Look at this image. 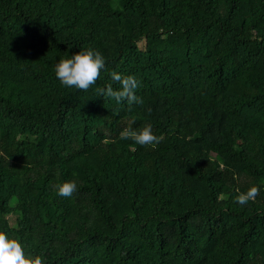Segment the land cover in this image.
Listing matches in <instances>:
<instances>
[{"label": "trees", "instance_id": "trees-1", "mask_svg": "<svg viewBox=\"0 0 264 264\" xmlns=\"http://www.w3.org/2000/svg\"><path fill=\"white\" fill-rule=\"evenodd\" d=\"M88 48L100 78L63 86ZM0 231L45 264H264V0H0Z\"/></svg>", "mask_w": 264, "mask_h": 264}, {"label": "clouds", "instance_id": "clouds-1", "mask_svg": "<svg viewBox=\"0 0 264 264\" xmlns=\"http://www.w3.org/2000/svg\"><path fill=\"white\" fill-rule=\"evenodd\" d=\"M105 63V58L99 51L92 48L79 50L69 58L59 60L55 66V75L63 86L87 91L100 78ZM110 75L112 81L118 83L120 88L114 90L112 84H108L106 88L99 90L101 96L114 99L117 104L124 101L129 105L143 103L135 94L140 85L134 76L116 71H112ZM120 138L131 139L140 146L152 147L163 140V136L153 133L151 124H146L139 130L126 127ZM77 191V183L74 180L66 181L58 187V194L66 198L72 197ZM259 194V186L253 185L246 192H239L235 202L245 205L249 201H254ZM0 264H45V260L39 255L33 257L26 254L24 246L17 239L10 238L5 232L0 231Z\"/></svg>", "mask_w": 264, "mask_h": 264}, {"label": "rangeland", "instance_id": "rangeland-1", "mask_svg": "<svg viewBox=\"0 0 264 264\" xmlns=\"http://www.w3.org/2000/svg\"><path fill=\"white\" fill-rule=\"evenodd\" d=\"M140 46H141V44H140ZM10 222H11V223H13V220H12V219H10Z\"/></svg>", "mask_w": 264, "mask_h": 264}]
</instances>
